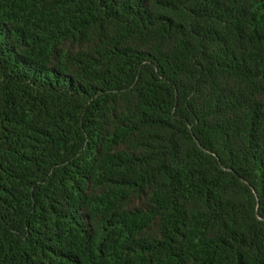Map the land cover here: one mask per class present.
I'll list each match as a JSON object with an SVG mask.
<instances>
[{
  "label": "trees",
  "instance_id": "16d2710c",
  "mask_svg": "<svg viewBox=\"0 0 264 264\" xmlns=\"http://www.w3.org/2000/svg\"><path fill=\"white\" fill-rule=\"evenodd\" d=\"M0 264H264V0H0Z\"/></svg>",
  "mask_w": 264,
  "mask_h": 264
}]
</instances>
